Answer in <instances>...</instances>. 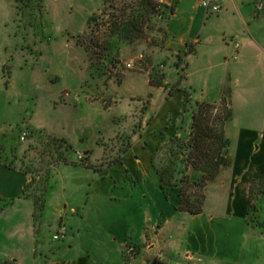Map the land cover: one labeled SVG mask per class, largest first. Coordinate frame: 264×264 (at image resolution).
Segmentation results:
<instances>
[{
	"label": "crops",
	"instance_id": "0c3cea01",
	"mask_svg": "<svg viewBox=\"0 0 264 264\" xmlns=\"http://www.w3.org/2000/svg\"><path fill=\"white\" fill-rule=\"evenodd\" d=\"M200 1L177 0L173 15L162 24L168 35L166 51L157 52L154 61L162 56L170 58L166 87H153L145 79L150 90L130 96L146 100L148 107L137 121L140 124L124 135L127 147L117 148L119 156L110 160L115 151L109 139L122 125L113 111L108 116L111 108L98 103L102 98H87L92 97L91 91L72 92L67 86L51 96L52 78L49 80L47 71L34 63L35 48L39 47L35 38L0 34V201L5 203L0 213L10 211L12 218H22L25 224L21 237L12 239L16 251L3 256L5 260L19 264L118 263L109 257L97 261L94 252L116 243L113 249L123 246L120 219L126 218L129 225L139 214L155 216L151 197L158 206L162 197L166 199L157 173L165 160L161 149L171 139L187 138L192 124V115L187 112L189 100L214 103L223 92H230L233 107V120L227 128L233 164L209 184L207 194L213 190L223 199L220 216L237 218L244 226L251 184L264 181V10L258 9V0H222L223 10L209 14ZM1 2L6 5L7 1ZM189 51L186 79L180 85L182 67L176 66L175 55ZM141 78L132 75L126 83L136 84ZM73 94L71 104L68 101ZM65 108L82 115L95 112L94 118H85L93 128L79 125L70 130L75 120L66 116ZM136 108L134 105L135 112ZM98 113L102 115L100 122ZM29 129L64 139L72 149L59 148L57 154L46 145L40 156L33 140L36 136L31 133L23 148H8L3 142ZM78 152L84 154L85 163H77ZM38 180L44 181L40 208L31 190L41 185ZM61 225L67 232L61 241L54 242ZM226 230L231 239L232 227ZM263 230L253 227L251 232L256 246L264 250L263 240L257 241Z\"/></svg>",
	"mask_w": 264,
	"mask_h": 264
},
{
	"label": "rangeland",
	"instance_id": "374dc122",
	"mask_svg": "<svg viewBox=\"0 0 264 264\" xmlns=\"http://www.w3.org/2000/svg\"><path fill=\"white\" fill-rule=\"evenodd\" d=\"M1 1L7 2L6 5L0 4L2 9L0 17H3L2 20L0 18V34H25L35 38V44L39 47L35 48L34 63L40 69L47 71L49 80L52 78L51 96L54 97L66 86L72 92L74 89L91 91L92 97L88 95L87 98L91 101L102 98L103 101L98 103L103 104L105 109L111 108L108 116L113 111L114 116L118 117L122 129L119 127L115 131L114 138L109 139L112 152L115 151L109 156V160L117 158L119 153L116 149L122 150L124 146L127 147L124 135H127L133 126L140 124L137 121L148 107L146 100L140 97L130 99V96L146 94L150 88L143 81L149 79L150 82L151 77L158 78V74L164 71L166 73L170 58L166 59L162 56L157 61L154 59L157 57V52L166 51L165 43L168 35L162 24L168 21L174 11L171 12L170 8L166 9L167 13L163 19L159 16L149 17L145 38L135 39L129 43L112 35L105 22L109 21L112 15L122 18L121 14L125 9L128 13L126 18L133 19L134 17L130 15V7L138 6L142 0H109V5H114V8L109 9L107 6L109 9L107 15L103 14L104 0ZM156 1L173 8L177 0ZM93 16L97 18L92 24V30L88 31L87 24ZM37 39L40 41L38 42ZM178 55L182 54L178 53ZM129 63H132V68L127 67ZM162 65L165 66L164 69L161 68ZM132 75H139L142 78L136 84L126 83ZM80 83L81 87H79ZM71 90L67 92L72 94ZM67 92H64L66 98H68ZM109 95L114 97H107ZM73 97L74 94L68 101L71 104H74ZM134 105L138 107L136 112ZM65 109L66 116L71 118V121L75 120L74 123H70V127L68 126L70 130L71 127L76 130L79 125L82 129L88 127L89 122L85 120L94 118L95 112L90 113L91 115L86 113L82 115L75 113L74 110ZM97 116L100 122L102 115L98 113ZM91 127L93 128L91 125L88 128ZM23 133L28 134L25 142L20 139ZM30 133L36 136L33 140L38 145V152L43 153L44 146L48 145V149L51 146L57 154H60L59 147L54 145L49 139L50 136H46L42 131L24 130L19 137L12 136L3 142H7L8 148H23L29 143ZM39 135L42 137L38 138ZM75 159L80 163L77 154ZM42 182L44 183L38 180L41 185L31 187L40 206L44 202ZM145 189L148 191L147 186ZM206 196L205 211L200 217L177 211L174 203L163 197L158 206L150 196L154 203L155 216L139 214L129 225L126 218L120 219L122 224L120 241L123 242V246L120 249H113L112 247L118 246L116 243L111 247H104L107 250L100 248L94 252L95 258L103 262L109 257L118 262L115 264H264V250L256 246L257 243L252 239L251 232L253 227L264 225V193L253 202V206L259 211L250 210L244 226L238 223L237 218L232 220L224 215L220 216L219 213L223 211L221 207L223 199L215 195L213 190L208 191V194L206 191ZM4 205L5 203L0 201V212L4 209ZM10 215V211L2 215L0 213L1 259L16 251L17 245L12 243V239L21 237L20 232L25 227L22 218L17 220ZM107 225L105 224L103 228L105 234L108 230ZM228 227H232L231 239H228L229 233L225 231ZM262 235L257 241L263 240L261 243H264V230ZM96 240L100 239L96 237Z\"/></svg>",
	"mask_w": 264,
	"mask_h": 264
},
{
	"label": "trees",
	"instance_id": "16d2710c",
	"mask_svg": "<svg viewBox=\"0 0 264 264\" xmlns=\"http://www.w3.org/2000/svg\"><path fill=\"white\" fill-rule=\"evenodd\" d=\"M109 3V0H104L103 14L105 15L108 14L110 8H114V5H109ZM169 8L173 12V8L156 0H142L138 6L130 7V15L134 17L133 19L126 18L128 13L125 9L121 14L122 18L112 15L113 17L105 23L112 35L130 43L135 39L145 38L149 17L159 16L163 19L167 13L166 9ZM96 18L93 16L89 19L88 31L92 30V24ZM189 54L191 51L176 57V66L182 67L181 82L186 79L185 58ZM161 68L164 69L165 66L162 65ZM158 75V78L151 77V86L166 87L167 75L165 71ZM187 112L192 115L190 132L187 138L171 139L161 149L164 151L165 160L157 167V173L165 198L174 202L176 210L191 216H198L205 211L206 191L209 184L215 182L221 173L233 164L232 141L227 134L228 125L233 120L230 92H223L220 100L214 103L189 100ZM49 139L59 148L72 149L64 139L51 137ZM263 193L264 181L254 180L250 187L248 213L250 210L259 211L257 207L253 206V202ZM36 205L40 208L38 201H36ZM258 228H264V225L261 224ZM0 264L18 263L15 260L0 258Z\"/></svg>",
	"mask_w": 264,
	"mask_h": 264
},
{
	"label": "built area",
	"instance_id": "2783aa9c",
	"mask_svg": "<svg viewBox=\"0 0 264 264\" xmlns=\"http://www.w3.org/2000/svg\"><path fill=\"white\" fill-rule=\"evenodd\" d=\"M200 5L207 11V13L209 14H218L223 10V3L222 0H201L200 1ZM258 9L264 10V0H258ZM239 45H237L238 47ZM142 57V56H141ZM128 68H132V63H129L127 65ZM21 141L25 142L28 139V134L27 133H23L21 135ZM77 159L80 163H84L85 162V156L83 153L78 152L77 153ZM67 232V227L65 225H61L59 227V230L57 231L56 234H54L53 236V240L58 242L61 241L64 237V235Z\"/></svg>",
	"mask_w": 264,
	"mask_h": 264
}]
</instances>
